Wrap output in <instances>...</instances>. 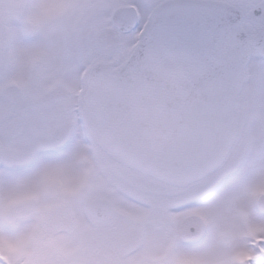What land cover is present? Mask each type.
Here are the masks:
<instances>
[{"label":"snow or ice","instance_id":"1","mask_svg":"<svg viewBox=\"0 0 264 264\" xmlns=\"http://www.w3.org/2000/svg\"><path fill=\"white\" fill-rule=\"evenodd\" d=\"M0 264H264V0H0Z\"/></svg>","mask_w":264,"mask_h":264}]
</instances>
